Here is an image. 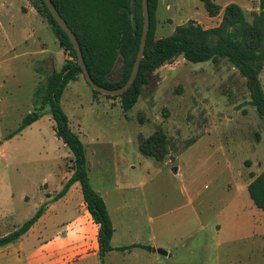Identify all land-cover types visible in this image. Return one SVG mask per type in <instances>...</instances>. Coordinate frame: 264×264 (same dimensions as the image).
<instances>
[{
    "label": "rangeland",
    "instance_id": "obj_1",
    "mask_svg": "<svg viewBox=\"0 0 264 264\" xmlns=\"http://www.w3.org/2000/svg\"><path fill=\"white\" fill-rule=\"evenodd\" d=\"M214 1L225 7L252 6L253 0ZM171 5L161 10L157 38L190 21L216 27L224 10L210 17L200 0ZM261 10L246 11L248 20ZM65 62L66 51L31 0H0V238L31 219L38 202L51 205L48 228L0 247V264H68L64 241L75 247L89 239L82 233L71 238L82 227L71 219L82 213L80 183L58 198L74 157L56 135L50 108L15 133L34 109L36 88ZM150 78L127 113L120 98L95 96L84 75L62 98L84 143L92 185L110 204L115 244L156 243L173 254L154 262L115 251L105 264H264V210L248 192L252 176L264 172V120L251 104L246 79L227 60L195 64L183 57ZM261 81L264 86V70ZM159 129L169 140L163 162L139 148L140 136ZM70 264L102 260L88 256Z\"/></svg>",
    "mask_w": 264,
    "mask_h": 264
},
{
    "label": "trees",
    "instance_id": "obj_2",
    "mask_svg": "<svg viewBox=\"0 0 264 264\" xmlns=\"http://www.w3.org/2000/svg\"><path fill=\"white\" fill-rule=\"evenodd\" d=\"M34 9L52 27L62 49L69 51L72 60H66L61 71L52 72L33 94L34 109L22 121L15 132L21 133L36 123L50 108L56 123L55 132L73 154L71 177L58 198L65 196L71 187L80 183L83 199L93 221L99 227L98 244L102 264L106 256L115 250L112 240L114 224L102 195L97 192L89 176L86 149L80 136L70 126L62 107V98L68 85L84 75L78 64L77 52L68 34L56 22L44 0H31ZM210 17H218L222 7L214 0H200ZM60 15L76 34L84 59L94 81L108 89L123 87L130 78L136 62L144 25L142 0H52ZM263 2V0H262ZM159 0H149L151 28L145 56L138 77L129 91L118 97L125 113L138 103L143 87L160 68L183 57L190 63H218L227 60L246 79L251 104L264 120V86L261 74L264 70V9L252 13L248 20L244 9L231 3L223 10L218 26L204 28L190 21L178 26L171 36L157 38L156 13ZM44 72L45 69H39ZM89 85V84H88ZM90 86V85H89ZM91 87V86H90ZM93 90V89H92ZM95 96L102 95L93 90ZM14 135V134H13ZM10 135L9 138L13 137ZM143 155L163 162L169 154V140L159 129L152 136L139 137ZM248 192L256 207L264 210V172L253 175ZM44 213V207L21 228L0 238V247L19 241L36 224ZM150 246L132 245L118 248L120 251Z\"/></svg>",
    "mask_w": 264,
    "mask_h": 264
},
{
    "label": "crops",
    "instance_id": "obj_3",
    "mask_svg": "<svg viewBox=\"0 0 264 264\" xmlns=\"http://www.w3.org/2000/svg\"><path fill=\"white\" fill-rule=\"evenodd\" d=\"M249 3H252V6H254V8L252 6H249V4L245 5V6L240 5L244 9L245 12L249 11V10L259 11L261 9H264V0H263V2H262V0H253L251 2L249 1ZM257 5H259V8L256 7ZM225 7H222V10H223V8L225 9ZM171 9H172L171 0H159V6H158L157 13H156L157 26L159 23V19L161 18V10H171ZM63 50L64 49H62V51ZM43 51H44L43 52L44 54L48 53L47 49H44ZM66 60H67V55H66ZM67 180H69V178ZM72 187H71V189H72ZM71 189L69 190V192L71 191ZM97 192H99L102 195V197L104 198L106 205L108 207L110 216L112 218L114 228H115V233H114V237L112 240V245L115 248V250L112 251L111 253H114L115 251H119L120 253L124 254L125 258L127 257L125 255H128L129 257L131 255H136V256L141 257L142 259H149V260H152L154 262H160L161 261L160 257H172L173 256L172 252L168 251L167 249H165L164 247H162L161 245L156 244V243H148L147 244V243L132 242V243H127V244H123V245H116L115 242H116V236H117L116 235L117 229H116V226L114 223L113 215L111 213L110 204H109V202L106 201L102 192H100V191H97ZM46 204H47V206H46ZM44 206H45V211H44L43 215L36 222V224L30 229L29 232L34 231L39 226H44V228L46 227V229L48 228L47 227V221L49 219L48 218L49 215L51 214V205H49V202H38V204L35 207V210H37V212H38L40 210V208H42ZM80 211H82V213H80L79 217L76 216V218H75L74 216H72L71 219L75 220L73 222V224L79 223L82 226L80 228L81 231L78 232V235H77V233L76 234L74 233L73 235H71L72 236L71 238H75V237L81 238V233H82L84 235L83 239L85 238V240H86V237H88L89 239L86 242H82L80 245H77V246L74 245L75 247L69 246L67 241H66V243L64 241V244H66V252L68 254V258L66 260V262L68 264L74 262L78 258H83V257H88V256H90V257L99 256V254H98L99 253V244H98L99 227H98V225H96L94 223L92 216L88 212L86 204L84 202V199H83V202H81V204H80ZM68 214H71V212L68 210V208H66V217L71 216ZM72 227H73V225H72ZM132 245L150 246L152 248V250H148V249H145L142 247H135V248H132V249L126 250V251L118 250V248L126 247V246H132ZM83 248H85V249H83ZM158 250L166 251V255L160 254L158 252ZM135 251H141L143 254H134V253H136Z\"/></svg>",
    "mask_w": 264,
    "mask_h": 264
},
{
    "label": "water",
    "instance_id": "obj_4",
    "mask_svg": "<svg viewBox=\"0 0 264 264\" xmlns=\"http://www.w3.org/2000/svg\"><path fill=\"white\" fill-rule=\"evenodd\" d=\"M46 5L48 6L50 12L52 13L54 19L56 22L61 26V28L68 34L76 52H77V58H78V64L82 68L85 79L87 83L91 86V88L104 95V96H110V97H118L126 93L131 89V87L134 85L139 71L141 67V62L145 56V51H146V45H147V40L151 28V19H150V11H149V0H142V5H143V14H144V25H143V34H142V39H141V44H140V49L139 53L136 59V62L134 64V68L132 70V73L130 75L129 80L127 83L118 89H108L106 87H103L99 84H97L92 75L90 74L88 67L86 65L83 51L80 45V42L76 36V34L72 31V29L68 26L67 22L65 19L60 15L59 11L57 10L56 6L52 2V0H44ZM62 46V45H61ZM158 252L162 255H166V251L164 250H158Z\"/></svg>",
    "mask_w": 264,
    "mask_h": 264
},
{
    "label": "built area",
    "instance_id": "obj_5",
    "mask_svg": "<svg viewBox=\"0 0 264 264\" xmlns=\"http://www.w3.org/2000/svg\"><path fill=\"white\" fill-rule=\"evenodd\" d=\"M66 55L68 56L69 60H72V56L70 55L69 51H66Z\"/></svg>",
    "mask_w": 264,
    "mask_h": 264
}]
</instances>
